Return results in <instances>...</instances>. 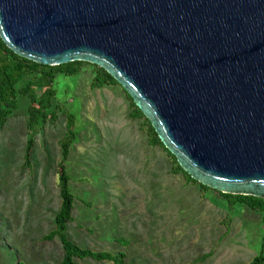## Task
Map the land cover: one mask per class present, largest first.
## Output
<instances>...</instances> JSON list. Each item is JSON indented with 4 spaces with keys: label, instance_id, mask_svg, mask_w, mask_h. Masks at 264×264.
I'll list each match as a JSON object with an SVG mask.
<instances>
[{
    "label": "rangeland",
    "instance_id": "1",
    "mask_svg": "<svg viewBox=\"0 0 264 264\" xmlns=\"http://www.w3.org/2000/svg\"><path fill=\"white\" fill-rule=\"evenodd\" d=\"M95 74L86 64L55 82L58 103L77 118L67 161L76 195L69 237L84 248L125 253L127 264L252 263L263 248L264 213L174 173L166 151L149 144L143 120L132 117L123 86L93 87ZM19 104L0 128V264H62L60 239L44 237L62 205L59 141L67 120L60 112L39 130L26 166L31 100L19 95Z\"/></svg>",
    "mask_w": 264,
    "mask_h": 264
},
{
    "label": "water",
    "instance_id": "2",
    "mask_svg": "<svg viewBox=\"0 0 264 264\" xmlns=\"http://www.w3.org/2000/svg\"><path fill=\"white\" fill-rule=\"evenodd\" d=\"M0 36L104 68L193 179L264 198V0H0Z\"/></svg>",
    "mask_w": 264,
    "mask_h": 264
},
{
    "label": "trees",
    "instance_id": "3",
    "mask_svg": "<svg viewBox=\"0 0 264 264\" xmlns=\"http://www.w3.org/2000/svg\"><path fill=\"white\" fill-rule=\"evenodd\" d=\"M93 66L95 77L93 87H104L107 85L119 84L117 80L104 68L89 62L75 61L57 66L44 65L25 57H22L10 49L0 36V128L4 127L10 120L13 110L19 108V95L28 96L31 105L28 112V151L26 166H31V152L35 145V138L40 129H44L50 122H56L62 112L67 120L66 132L60 139L59 144L63 149V159L59 164L60 193L62 205L56 216V228L44 239L53 241L59 238L64 249L62 264H82L81 259L92 258L98 261H111L115 264H127L125 253L114 254L110 251H96L91 248H84L73 241L68 235V225L75 222L74 209L76 195L74 194L70 182L71 176L67 170V161L71 154V148L78 137L76 130V115L68 109H64L58 103V91L55 82L59 74L75 75L81 72L85 65ZM28 78L27 83L18 88V84L23 79ZM131 99L133 112L132 117L143 120V129L147 132L149 144L162 147L173 164V172L184 174L187 181L199 183L193 179L178 163L177 158L163 144L150 120L137 107L133 98ZM204 190L211 189L199 183ZM225 198L234 204H243L252 210L264 213V198L246 195H233L221 193ZM250 264H264V243L262 252Z\"/></svg>",
    "mask_w": 264,
    "mask_h": 264
}]
</instances>
